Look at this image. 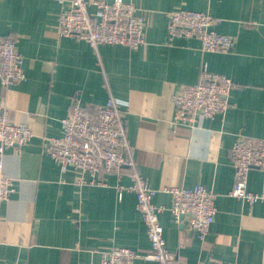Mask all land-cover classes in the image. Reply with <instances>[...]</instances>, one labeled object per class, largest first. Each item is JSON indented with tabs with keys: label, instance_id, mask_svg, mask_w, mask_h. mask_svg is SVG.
<instances>
[{
	"label": "crops",
	"instance_id": "crops-1",
	"mask_svg": "<svg viewBox=\"0 0 264 264\" xmlns=\"http://www.w3.org/2000/svg\"><path fill=\"white\" fill-rule=\"evenodd\" d=\"M124 1L147 14V45H101L96 52L79 38L59 36L70 0H0V37L16 40L27 74L8 87L0 81V104L11 123H26L34 134L28 145L5 152L15 192L2 207L0 264H101L113 246L150 251L136 196L118 190L128 177L105 174L107 186H79L82 172L61 173L46 150L44 138L62 135L75 98L102 106L111 96L126 102L131 156L159 191L154 202L165 208L160 221L179 264H264V201L251 206L229 196L237 135L264 136V0ZM179 9L218 19L214 29L235 40L232 52H203L195 37L171 38L166 13ZM202 70L233 80L229 111L214 120L199 116L194 127L175 126L173 96L196 84ZM197 185L218 196L204 241L188 218L175 221L173 198L163 192ZM248 190L264 193L263 171H250ZM134 264L156 263L139 257Z\"/></svg>",
	"mask_w": 264,
	"mask_h": 264
},
{
	"label": "built area",
	"instance_id": "built-area-1",
	"mask_svg": "<svg viewBox=\"0 0 264 264\" xmlns=\"http://www.w3.org/2000/svg\"><path fill=\"white\" fill-rule=\"evenodd\" d=\"M71 7L59 16V34L86 41L96 52L101 45L121 44L132 49L147 45L145 32L147 14L135 4L124 0H70ZM95 7L94 12L90 11ZM168 34L171 38L197 36L203 52L228 54L235 40L214 29L219 20L202 12L179 9L166 13ZM24 57L17 51L11 38L0 37V81L4 87L25 82ZM233 80L226 75L202 70L199 81L182 87L173 96L175 104L174 125L193 126L199 115L214 120L224 116L231 106L229 95ZM110 97L102 106L84 105L77 97L70 113L62 119V135L47 137L46 150L61 173L69 169L81 171L79 186H107L103 175H115L118 180L128 177L130 184L120 186L136 196L139 211L147 230L152 249L140 255L126 247L113 246L104 252L101 264H134L137 257L156 264H179L177 255L166 247L164 228L160 215L164 207L154 202L158 190L143 177L137 162L132 158L133 147L124 128L126 102ZM0 104V217L3 204L15 192L14 179L4 172L6 149L28 145L34 134L28 124H13L8 112ZM194 127V126H193ZM234 182L229 196L251 206L264 201V193L248 190L252 167L264 172V136L251 137L239 134L231 149ZM163 192L173 198L170 208L177 223L182 215L190 214L189 228L200 241L208 236L217 214V194L203 185L193 188L166 187ZM204 264V263H202Z\"/></svg>",
	"mask_w": 264,
	"mask_h": 264
},
{
	"label": "bare ground",
	"instance_id": "bare-ground-1",
	"mask_svg": "<svg viewBox=\"0 0 264 264\" xmlns=\"http://www.w3.org/2000/svg\"><path fill=\"white\" fill-rule=\"evenodd\" d=\"M87 1H89V0H87ZM195 12H197V11H195ZM202 13H204V12H202ZM206 14H208V13H206ZM208 15H210V14H208ZM59 23H60V20H59ZM167 29H168V24H167ZM59 36H61V37H66V38H74V37H67V36H64V35H60L59 34ZM146 37V36H145ZM193 37H195V38H197L199 41H200V39L197 37V36H193ZM2 38V37H1ZM11 39H13V38H11ZM14 41H15V43H16V40L15 39H13ZM84 41V40H83ZM86 42V41H85ZM200 43H201V41H200ZM113 45H121V44H113ZM201 46H202V43H201ZM18 51V50H17ZM19 52V51H18ZM214 53H216V52H214ZM22 55V54H21ZM199 79H200V77H199ZM195 85V84H194ZM11 86V85H10ZM193 86V85H192ZM8 87V86H7ZM188 87H190V86H188ZM230 96V95H229ZM109 100V99H108ZM108 100H107V102H108ZM106 102V103H107ZM105 103V104H106ZM4 110H6V109H4ZM199 116H201V115H199ZM199 116H197V117H199ZM124 119H125V113H124ZM198 120V119H197ZM197 122V121H196ZM195 122V123H196ZM194 123V124H195ZM187 126H190V125H187ZM124 128H125V130H126V127H125V122H124ZM126 134H127V132H126ZM127 138H128V136H127ZM129 140V139H128ZM232 149V148H231ZM253 168H257V167H252L251 169H253ZM259 169V168H258ZM187 189H189V188H187ZM192 216L190 215V214H185V215H182L181 216V218H182V222H183V220H184V218H188L187 220H189L190 218H191ZM177 222V221H176ZM165 238V237H164ZM165 241H166V239H165ZM150 242V241H149ZM150 245H151V243H150ZM166 247H167V243H166ZM151 249H152V246H151ZM167 249H168V247H167ZM169 250V249H168ZM172 253V252H171ZM137 258H139V257H137ZM136 258V259H137ZM135 259V260H136Z\"/></svg>",
	"mask_w": 264,
	"mask_h": 264
}]
</instances>
